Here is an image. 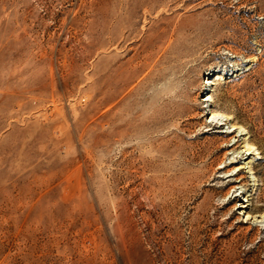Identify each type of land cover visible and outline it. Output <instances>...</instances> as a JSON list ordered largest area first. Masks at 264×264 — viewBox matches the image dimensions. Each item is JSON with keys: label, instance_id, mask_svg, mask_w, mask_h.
<instances>
[{"label": "rangeland", "instance_id": "rangeland-1", "mask_svg": "<svg viewBox=\"0 0 264 264\" xmlns=\"http://www.w3.org/2000/svg\"><path fill=\"white\" fill-rule=\"evenodd\" d=\"M0 264H264V0H0Z\"/></svg>", "mask_w": 264, "mask_h": 264}, {"label": "bare ground", "instance_id": "bare-ground-1", "mask_svg": "<svg viewBox=\"0 0 264 264\" xmlns=\"http://www.w3.org/2000/svg\"><path fill=\"white\" fill-rule=\"evenodd\" d=\"M219 77H220V75L219 74H215V77H214V79H219ZM206 84V83H205ZM184 87V86H183ZM208 94H210L209 92H208ZM207 95V94H206ZM208 99L209 98H211V97H207ZM206 98V99H207ZM214 124V126L216 127L218 124H220V122H215V123H213ZM211 125V124H210ZM220 133H223V135H229L230 133H231V130L230 129H226L225 131L223 130H220ZM225 141V140H224ZM238 140H235L232 144H227V146H230L231 147V149H232V151L234 152L236 149H237V147H238V142H237ZM245 141V140H244ZM229 142V141H228ZM248 142V141H247ZM247 145H248V143H247ZM246 145V146H247ZM248 148H249V145H248ZM251 149V148H250ZM249 163V162H248ZM235 167V166H234ZM233 167V168H234ZM242 168H243V166H238V167H236L235 169V171H236V175H237V179H235V181H237L238 183H241L242 184V186H243V179H244V175L243 174H240L241 173V171H242ZM231 181V180H230ZM246 184V183H245ZM233 186H235V185H233Z\"/></svg>", "mask_w": 264, "mask_h": 264}]
</instances>
